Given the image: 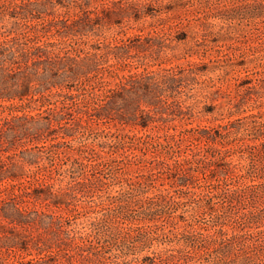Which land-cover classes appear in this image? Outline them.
I'll list each match as a JSON object with an SVG mask.
<instances>
[{"label":"trees","instance_id":"16d2710c","mask_svg":"<svg viewBox=\"0 0 264 264\" xmlns=\"http://www.w3.org/2000/svg\"><path fill=\"white\" fill-rule=\"evenodd\" d=\"M4 1L0 182L11 187L0 203L16 211L9 220L45 228L86 209L93 191L117 182L108 196L116 208L98 218L145 228L140 243L148 251L138 264H183L191 259L187 251L199 254L194 264H264V0H131L115 9L99 0ZM162 11L172 14L158 24L185 23L202 44L217 46L215 56L167 65L159 46L157 58L134 63L122 50L139 43L114 49L100 40L79 42L122 12L138 20ZM238 69L251 71L233 76L232 93L212 87L210 72ZM199 114L223 120L193 124ZM90 122L98 136L86 142L77 127ZM70 140L58 164L45 162L44 149ZM205 171L210 186L197 182ZM165 172L167 185L157 187ZM187 201L193 213L217 204L230 218L202 228L177 212L166 224L163 213ZM111 229L110 246L121 227ZM153 239L157 246L148 249ZM122 243L113 253L128 264L130 245ZM109 245L93 247L106 258Z\"/></svg>","mask_w":264,"mask_h":264},{"label":"rangeland","instance_id":"374dc122","mask_svg":"<svg viewBox=\"0 0 264 264\" xmlns=\"http://www.w3.org/2000/svg\"><path fill=\"white\" fill-rule=\"evenodd\" d=\"M6 1L8 0L4 2ZM129 1L131 0H99L98 4L99 6L102 4L104 5L103 7L109 9H115L116 7H126ZM152 7H156V5ZM120 14L122 16L116 17L115 15L114 17L119 20L118 22L103 25L97 36L84 35L82 39H79V42H86L84 44L88 47L90 43L100 40L102 43L109 42V45L114 49L116 45L123 44V42L129 45L139 43L137 48L128 47L126 48L127 50L125 49L126 51L122 50L134 63L137 61L145 62L148 58L149 60L154 57L157 58L158 54L153 51L159 46V48L163 49V52L160 53V58H163L162 60H165V64L167 65L185 62L188 59L207 61L215 56V48L217 46L209 42L207 45L202 44L200 42V34L197 36L194 33L195 29L188 27L185 23L182 26L169 27L166 22L167 20H163L165 22L163 23L164 25L161 26V24H158L162 22V20H159L161 19L160 17H166L172 14V12L162 11L156 15L149 14L138 20L129 18L123 12ZM184 36L185 39L177 40L178 37ZM185 51L187 54L182 57V53ZM172 53L176 54L175 56H181L176 58ZM250 71L238 69L223 75L219 73L220 70H217L209 73L211 79L209 81L213 84V88L220 86L219 91L232 93L234 91L235 81L233 76L243 77L244 74ZM215 115L218 117L217 114ZM222 120L221 118L215 119L213 114H199L194 119L193 124H212L213 122H221ZM90 123V125L87 124L86 128L82 126L77 127L79 129V138L86 142L98 136V125L96 122ZM62 127L58 125L55 128L60 129ZM70 143H74V140L63 142L62 145H59V148L58 146H52L50 149H44L45 162L48 164H58L60 157L63 155V152H60L62 151V147H68ZM188 146H193V144L189 142ZM57 164L55 166L56 168L58 166ZM123 168H127L126 165L124 166L123 164ZM206 173L205 171V174L198 176V184L204 186L211 185H209V177H206ZM106 175L111 176L108 171ZM6 182V180L0 182V193L3 190L7 191L11 187L9 184H5ZM166 182V172L155 180V184L160 188L167 185ZM116 188H119L117 182L115 184L105 183L100 191H93L86 198V200L88 199L86 204L89 205L86 209L78 211L75 214L68 213L60 222L45 225L46 229L39 225L27 227L11 222L9 218L15 216L16 211L12 205H3L0 203V264H119L120 256H116L113 252L116 251L115 248L122 246L123 240L126 241V244L130 245L128 264H138L137 256L139 257L148 251L147 246H141L140 243L141 234L145 232V228L140 224L131 225V222L125 218L116 219L111 216L98 218V215L101 213H106L116 208V205L114 204V206L110 203V199H108L111 193L116 192ZM101 198L104 200V204H102ZM243 206L240 202H236V212L242 211ZM177 212L181 214L184 212L188 220L197 223L202 228H210L213 222L229 220L230 218L228 211L225 209L222 210L217 204L212 205L210 209L193 213L191 210V201L178 204L176 211L170 209L163 213L161 218H163L166 224H171L173 216ZM114 224H119L121 229L117 233L118 243L116 245H118L111 244L110 246L109 242L112 236L111 228ZM159 238L165 239L167 237L161 236ZM152 243L153 245L150 243L151 247H148V249L157 246V239H153ZM101 244L109 245L106 249V258H100L99 253L95 250V247ZM172 244H174L173 246H178L174 241ZM185 253L190 254L189 258L193 261L189 259V262L183 264H194V260H199V254L190 251ZM203 264H207V262L205 261Z\"/></svg>","mask_w":264,"mask_h":264}]
</instances>
